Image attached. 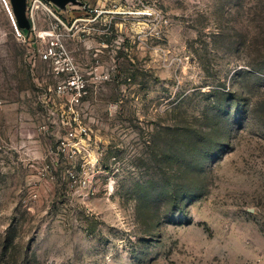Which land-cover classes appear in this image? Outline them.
Masks as SVG:
<instances>
[{
  "label": "rangeland",
  "instance_id": "rangeland-1",
  "mask_svg": "<svg viewBox=\"0 0 264 264\" xmlns=\"http://www.w3.org/2000/svg\"><path fill=\"white\" fill-rule=\"evenodd\" d=\"M24 14L0 0V264H264V0Z\"/></svg>",
  "mask_w": 264,
  "mask_h": 264
},
{
  "label": "built area",
  "instance_id": "built-area-1",
  "mask_svg": "<svg viewBox=\"0 0 264 264\" xmlns=\"http://www.w3.org/2000/svg\"><path fill=\"white\" fill-rule=\"evenodd\" d=\"M53 53H55L54 51H53V48L52 47H50L49 49H48V51H46V52H44V56L45 57H47L49 54H53ZM61 55L62 56H64V58H65V60L66 59H68V56H67V53L63 50V49H61ZM74 78H72L71 80H68L67 81V83L69 84L68 86H64L63 84L62 85H58V86H56V88L54 89V93L57 95V96H65V94H67V90L69 89H71L69 86L71 85V86H73L74 85ZM69 81H71V82H69ZM76 81L78 82L79 81V78H77L76 79ZM69 87V88H68ZM86 94V90H85V87H84V85L83 84H81V87L80 88H77V90H76V92H75V94H74V97H75V102H79V98L81 97L82 98V95H85ZM74 136V134L72 133V131H70L69 133H68V136H67V138H72ZM66 139V138H65ZM67 140V139H66ZM65 143L64 142H62V145H64Z\"/></svg>",
  "mask_w": 264,
  "mask_h": 264
},
{
  "label": "water",
  "instance_id": "water-1",
  "mask_svg": "<svg viewBox=\"0 0 264 264\" xmlns=\"http://www.w3.org/2000/svg\"><path fill=\"white\" fill-rule=\"evenodd\" d=\"M58 5H63L64 2L72 0H52ZM14 17L17 19L20 26H27L28 21L24 14V0H10Z\"/></svg>",
  "mask_w": 264,
  "mask_h": 264
}]
</instances>
